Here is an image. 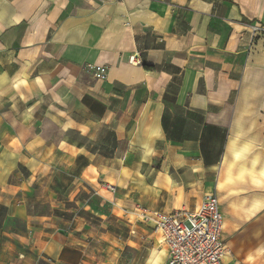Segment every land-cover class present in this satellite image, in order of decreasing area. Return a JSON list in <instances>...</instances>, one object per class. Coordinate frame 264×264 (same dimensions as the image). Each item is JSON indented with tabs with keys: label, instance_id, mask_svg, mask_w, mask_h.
<instances>
[{
	"label": "crops",
	"instance_id": "obj_1",
	"mask_svg": "<svg viewBox=\"0 0 264 264\" xmlns=\"http://www.w3.org/2000/svg\"><path fill=\"white\" fill-rule=\"evenodd\" d=\"M207 192L264 264V0H0V264H165L115 213Z\"/></svg>",
	"mask_w": 264,
	"mask_h": 264
},
{
	"label": "built area",
	"instance_id": "obj_2",
	"mask_svg": "<svg viewBox=\"0 0 264 264\" xmlns=\"http://www.w3.org/2000/svg\"><path fill=\"white\" fill-rule=\"evenodd\" d=\"M100 3H115L120 0H95ZM253 34L261 30L257 24H250ZM129 61H133V57ZM85 70L97 79H105L108 68L87 64ZM107 186V185H106ZM108 187V186H107ZM109 189L113 190L112 187ZM97 193L93 192L84 201L88 204ZM75 211L71 222L78 215ZM115 215L131 226L129 232L136 234L133 223L142 220L152 224L160 235L159 242L167 249L165 264H222L226 255V245L221 239L222 217L215 192L202 196L198 206L192 211L166 213L158 210L119 208Z\"/></svg>",
	"mask_w": 264,
	"mask_h": 264
},
{
	"label": "clouds",
	"instance_id": "obj_3",
	"mask_svg": "<svg viewBox=\"0 0 264 264\" xmlns=\"http://www.w3.org/2000/svg\"><path fill=\"white\" fill-rule=\"evenodd\" d=\"M35 83L37 85H39L40 87H43V81L40 80L39 78H37V80L35 81ZM21 84H24L25 86H27V82L25 80H20L17 84V87H19ZM262 252H264V250H261ZM153 259L156 260V264H162L163 260H164V253L163 252H159V253H154L153 254ZM253 259V257H252Z\"/></svg>",
	"mask_w": 264,
	"mask_h": 264
},
{
	"label": "rangeland",
	"instance_id": "obj_4",
	"mask_svg": "<svg viewBox=\"0 0 264 264\" xmlns=\"http://www.w3.org/2000/svg\"><path fill=\"white\" fill-rule=\"evenodd\" d=\"M121 228H122L121 224L118 223V224H112L110 227H108L107 230L109 231V233L114 234V233L120 232ZM101 252H103V251H101Z\"/></svg>",
	"mask_w": 264,
	"mask_h": 264
}]
</instances>
